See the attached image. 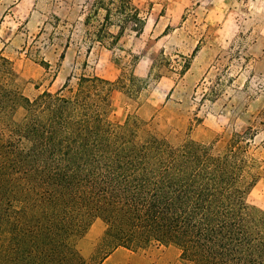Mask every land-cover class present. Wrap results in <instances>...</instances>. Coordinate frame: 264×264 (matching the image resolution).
<instances>
[{"label":"trees","instance_id":"16d2710c","mask_svg":"<svg viewBox=\"0 0 264 264\" xmlns=\"http://www.w3.org/2000/svg\"><path fill=\"white\" fill-rule=\"evenodd\" d=\"M83 25L86 39L111 46L144 18L133 0H91ZM14 79L0 55V264H101L152 243L192 264H264V210L246 202L263 173L252 127L216 151L190 138L172 145L140 136L135 115L108 120L113 85L140 88L132 76L81 73L33 98ZM96 218L105 227L86 259L75 241Z\"/></svg>","mask_w":264,"mask_h":264},{"label":"rangeland","instance_id":"374dc122","mask_svg":"<svg viewBox=\"0 0 264 264\" xmlns=\"http://www.w3.org/2000/svg\"><path fill=\"white\" fill-rule=\"evenodd\" d=\"M90 2L0 0V55L10 61L19 90L33 98L69 77L74 84L81 73L110 82L132 76L140 88L128 94L113 85L107 118L116 124L137 116L140 136L153 134L172 145L190 138L216 151L252 127L250 147L263 173L246 202L264 210V0H133L143 29L137 34L127 27L111 46L85 38ZM24 113L18 107L12 117ZM104 227L96 218L76 239L86 259ZM143 259L192 264L176 246L156 243L123 250L118 261Z\"/></svg>","mask_w":264,"mask_h":264},{"label":"crops","instance_id":"0c3cea01","mask_svg":"<svg viewBox=\"0 0 264 264\" xmlns=\"http://www.w3.org/2000/svg\"><path fill=\"white\" fill-rule=\"evenodd\" d=\"M170 245V244H168ZM163 246H167V245H163ZM126 250V251H131L122 247H118L116 248L114 251H112L102 262L101 264H119V256L120 254H122V251ZM133 253V251H131ZM143 263L147 264V260L143 259Z\"/></svg>","mask_w":264,"mask_h":264}]
</instances>
